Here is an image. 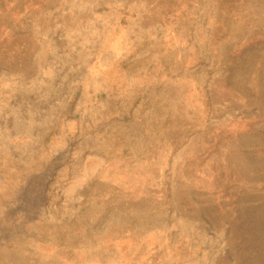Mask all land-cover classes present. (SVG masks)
Listing matches in <instances>:
<instances>
[{
    "label": "rangeland",
    "instance_id": "obj_1",
    "mask_svg": "<svg viewBox=\"0 0 264 264\" xmlns=\"http://www.w3.org/2000/svg\"><path fill=\"white\" fill-rule=\"evenodd\" d=\"M0 264H264V0H0Z\"/></svg>",
    "mask_w": 264,
    "mask_h": 264
}]
</instances>
